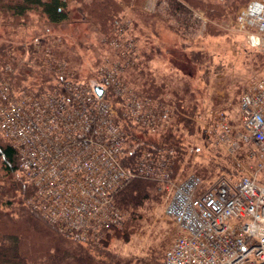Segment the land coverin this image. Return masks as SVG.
I'll list each match as a JSON object with an SVG mask.
<instances>
[{"label":"built area","instance_id":"1","mask_svg":"<svg viewBox=\"0 0 264 264\" xmlns=\"http://www.w3.org/2000/svg\"><path fill=\"white\" fill-rule=\"evenodd\" d=\"M236 27L247 46L259 50L264 1L241 8ZM113 46L122 61L100 66L92 84L61 73L51 90L16 93L10 79H0V134L17 150L20 171L33 186L28 206L75 242L100 246L124 223L116 193L132 180L152 181L167 195L165 215L176 226L164 264H264L262 161L248 169L238 161L242 170L210 184L196 174L176 179L174 149L143 150L126 164V135L110 94L124 116L151 136L170 131L181 112L171 97L138 94L125 80L137 66L134 41ZM229 116L220 113L208 126L213 145L235 155L241 143L253 144L264 158V72L242 94L238 119Z\"/></svg>","mask_w":264,"mask_h":264},{"label":"rangeland","instance_id":"2","mask_svg":"<svg viewBox=\"0 0 264 264\" xmlns=\"http://www.w3.org/2000/svg\"><path fill=\"white\" fill-rule=\"evenodd\" d=\"M92 1L67 0L72 16L59 25L50 24L32 12L27 24L7 29L8 33H14L9 38L12 43L24 49L22 54L16 52L11 56L13 61L6 64L4 71L17 60L28 64L34 71L51 74L53 88L61 73L92 84L98 79L100 66L122 61L113 42L124 44L127 40L134 41L138 53L137 66L124 74L129 86L138 94L145 95L140 90L145 76L150 73L169 90L161 96L171 97V103L179 111L178 99L181 100L193 114L190 118L185 113H177L170 129L181 137L183 148L182 154L175 149L176 179L197 175L198 169L203 171L200 177L205 184H210L220 176L242 170L243 166L248 169L251 165H258V161L264 164V158L258 156L253 144L245 146L241 143L237 154L232 155L217 149L206 135L213 117L220 113L238 119L242 94L264 72V42L259 50L250 49L245 35L236 27L238 12L247 3L235 14L214 21L209 20L205 11L194 9L191 17L194 24L186 29L182 22L170 15L169 0H112L119 13L107 30L96 16L89 13L86 6H91ZM230 1L213 0L221 7ZM4 29L0 22V36L4 35ZM4 42L8 41L1 37L0 44ZM194 55H199V58H193ZM10 73L15 74L16 69L2 78L9 79ZM111 104L115 109L119 106ZM179 117L191 119L192 130L179 124ZM252 150L256 152L255 157H247V152ZM238 161L242 163L241 168ZM22 175L21 171L17 174ZM259 180L264 183V167ZM156 194L158 199L147 202L144 209L139 210L141 217L134 233L128 238L123 236L130 219L125 212L122 228L115 230L109 241L99 247L106 246L109 252L120 259L131 260L133 264L148 260L151 255L156 257L157 264H163L174 243L176 226L165 215L167 195L160 191V186Z\"/></svg>","mask_w":264,"mask_h":264},{"label":"trees","instance_id":"3","mask_svg":"<svg viewBox=\"0 0 264 264\" xmlns=\"http://www.w3.org/2000/svg\"><path fill=\"white\" fill-rule=\"evenodd\" d=\"M249 1L231 0L223 7L215 4L213 0L209 2L169 0L168 4L172 18L182 22L186 29H189L194 24L191 21L194 9L205 11L209 20L214 21L235 14ZM86 7L89 13L102 22L104 29L108 30V25L117 20L119 8L112 0H93L91 6ZM32 12L53 25L69 21L72 16L65 0H0V22L5 28V33L0 38L5 37L8 41L0 44V79L9 75L4 68L13 61L11 56L16 52L22 54L24 49L23 46L12 43L9 38L14 33H8L7 29L11 30L13 26L27 24L28 16ZM194 57L199 58V55ZM13 64L11 71L16 69V73H10L12 75L9 79L12 88L16 91L53 89L51 74L34 71L28 64L17 60H14ZM145 78L140 92L146 96L159 97L169 92L165 84H160L150 73ZM28 80H30L29 84L25 85ZM108 100L119 105L116 108L118 120L127 140L126 164L129 165L143 150L158 153L167 149H177L179 154H182L181 137H178L173 130L151 136L124 116L119 100L112 95ZM182 103L178 99L181 113L191 118L193 114ZM178 122L187 130H192L191 119L179 117ZM19 172V154L0 134V264H133L131 260L120 259L109 252L106 246L81 245L62 233L58 227L47 223L38 212L28 206L27 201L33 195L34 189L23 175L17 176ZM196 173L200 176L203 171L196 169ZM158 187L155 182L135 179L116 193L117 206L130 216L123 232L124 238L134 233L138 219L141 217L139 210L144 209L147 202L158 199L156 194ZM138 264H157V259L151 255L148 260H139Z\"/></svg>","mask_w":264,"mask_h":264},{"label":"water","instance_id":"4","mask_svg":"<svg viewBox=\"0 0 264 264\" xmlns=\"http://www.w3.org/2000/svg\"><path fill=\"white\" fill-rule=\"evenodd\" d=\"M95 90H96L97 94H98L100 97L103 96V94H104L103 89L97 87Z\"/></svg>","mask_w":264,"mask_h":264}]
</instances>
